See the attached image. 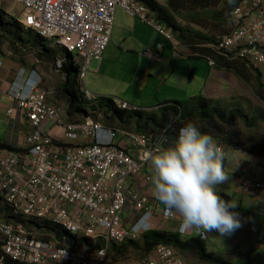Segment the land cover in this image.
I'll use <instances>...</instances> for the list:
<instances>
[{
    "label": "built area",
    "instance_id": "1",
    "mask_svg": "<svg viewBox=\"0 0 264 264\" xmlns=\"http://www.w3.org/2000/svg\"><path fill=\"white\" fill-rule=\"evenodd\" d=\"M16 1L22 8L20 25L70 54L79 79H84L91 60L100 63L118 8L153 29L172 50L181 47L157 13L137 0ZM229 15L231 30L204 47L225 60L264 68V0L237 2ZM163 49L159 44L154 50L146 48L143 55L159 63ZM74 56L78 59L73 60ZM201 57L209 67L215 66L209 56ZM1 65L0 59V69ZM54 66L56 72L64 73L63 59L55 60ZM3 94L12 103L7 114L20 111L30 132L23 148L0 149L1 203L19 219L0 217V264H103L109 261L107 252L112 244L135 241L152 230L158 214L165 220H178L180 236L207 239V233L184 228L180 215L130 187L131 179L148 164V154L169 145L171 125L132 132L90 117L66 120L48 101V92L40 82L28 79ZM81 96L90 103L97 101L85 88ZM112 102L118 110L130 109L126 102L114 98ZM216 143L224 159L226 150ZM255 185L264 188L259 182ZM129 203L136 214L126 226ZM84 238L101 245L87 251L72 249ZM257 239L264 242V229ZM153 249L155 257L142 264H184L181 253L171 246L160 243Z\"/></svg>",
    "mask_w": 264,
    "mask_h": 264
},
{
    "label": "rangeland",
    "instance_id": "2",
    "mask_svg": "<svg viewBox=\"0 0 264 264\" xmlns=\"http://www.w3.org/2000/svg\"><path fill=\"white\" fill-rule=\"evenodd\" d=\"M159 6H166L167 0H153ZM242 0H224L223 2L219 3L216 6L208 7L207 9H198L196 11H179L173 13L174 20L177 22L178 26L180 27L181 31L184 32L187 36H190L194 39H197L198 36H207V38L216 40L221 36L227 34L231 30V18L229 12L232 8L237 4V2H241ZM140 2V1H139ZM142 3V2H140ZM145 4V3H144ZM149 7V6H148ZM150 8V7H149ZM119 9V8H118ZM230 9L229 12H227ZM117 10V9H116ZM150 10L156 12L155 10ZM23 15H22V8L17 3L16 0H0V36L8 39L13 40L17 43V45L24 46L28 49V40L30 39V34H28V30L25 27H22L20 23H22ZM177 34V32H176ZM27 41L26 43L23 40ZM5 40L0 37V48L4 46L3 43ZM110 42V41H109ZM199 40L195 41L192 44V48L180 45L181 48H186L189 54L195 53V55H203L206 56L209 54L210 58L215 62L216 54L210 51L205 44H209V42L202 43L200 45L196 44ZM211 43V42H210ZM109 44V43H108ZM197 46V47H196ZM7 47L12 49V43L8 41ZM197 48V51L192 50L193 48ZM200 47V48H199ZM17 48V47H16ZM199 48V49H198ZM190 49V50H189ZM205 49L209 50L206 51ZM45 51L51 59H53L52 63L61 58L63 59V69L66 75L63 77L59 75H55L47 84L42 83L40 78L33 80L41 84V86L48 92V101L51 102L54 107L56 106L59 110L62 117L66 120H76V119H83L85 117H93V120L99 121L103 124H107L110 126L128 129L132 132H144V131H157L159 129L149 125L148 128H145L143 122L138 123L127 121L128 116H132L129 113L138 112L141 114L142 118H155L154 113L158 112L160 109L158 106L152 108L153 106L159 103V98H157L154 93L148 94L149 91L157 92L155 89L160 83L158 81H152L151 89H147L141 82L136 80L133 84H129L126 80L123 85L127 86V93L125 94V99L116 96L113 94V86L120 85L118 81L110 80L107 81L108 90L107 92H100L95 93L90 91L91 94L97 96V101L95 103H90L84 100L81 96L84 86H82L83 79H79L77 75V68H72L66 59L68 55L63 49H59L58 47L54 46L53 43L47 42L45 44ZM186 51V50H184ZM194 52V53H193ZM198 52V54H197ZM200 53V54H199ZM206 53V54H205ZM71 56V55H70ZM219 57V56H217ZM72 58V56H71ZM221 58V57H220ZM77 56H74L73 60H77ZM202 62L205 63V59ZM237 60H231L229 62H234ZM66 62V63H65ZM207 62V61H206ZM238 68L242 66L243 74L246 76V79L249 81L246 83L242 81L237 75L233 72L228 71L226 69H217L215 73H213L212 77L208 78L206 83L204 84V94L201 95L205 99L206 106H214L225 112L227 114L226 121H220L217 117H212L211 129H213V136L215 139L220 143L227 142L229 149L226 150L227 152H235L232 150L234 148H240L238 150L240 153L256 156L258 160L263 162L264 164V152L261 150L262 144H264V97H258L254 91L255 88V74H254V66L249 64H245L242 61L235 62ZM53 68V65H52ZM259 70L261 74V83L264 85V68H255ZM53 70V69H52ZM61 71V70H60ZM76 72V73H75ZM171 83V80H170ZM122 85V83H121ZM175 90L173 93L176 96H173V99L176 100L175 103H181L188 99L186 92H181L180 83L175 82L173 84ZM166 87L163 86L160 89V96H163L166 93ZM87 90V89H86ZM69 91V92H68ZM73 96H71V95ZM264 95V91L262 92ZM117 99L120 101H125L131 106L129 110H118L115 106L112 105V99ZM162 100H160L161 103ZM111 102V103H110ZM171 106V105H169ZM175 106V105H174ZM134 107V108H133ZM177 107V106H176ZM133 108V110H132ZM121 112H129L126 113L124 117L121 119L118 118ZM99 113V114H98ZM103 113V114H102ZM232 117H229L231 116ZM95 115V116H94ZM100 115V116H99ZM99 116V117H98ZM102 117V118H101ZM96 118V119H95ZM104 118V119H103ZM108 119V120H106ZM208 119V118H207ZM206 119V120H207ZM175 122L174 117L171 119L169 125L170 127V135L167 136V140L169 144H171L172 140L174 139V134L178 129V126L181 123L172 124ZM193 122L197 124H202V121L199 118H195ZM210 122V124H211ZM110 123V124H109ZM235 136V137H234ZM227 156V155H226ZM234 157L233 154H230L228 157V166L227 171L229 174V180L225 184V190L231 195L233 193L234 188V181L235 174L239 173L242 175L240 170H236L237 167L233 162L232 158ZM147 168L149 167L150 172L152 173L150 164L146 165ZM245 174V173H244ZM149 175L144 177V180ZM151 179V176H149ZM242 177V176H241ZM233 178V179H232ZM143 180V181H144ZM151 181V180H150ZM130 183V182H129ZM145 183V181H144ZM142 191L148 199L152 198L150 193L147 191H143L142 189H137V191ZM154 200V199H153ZM130 203L128 204V208L130 207ZM4 206L0 201V211L4 210ZM130 209V208H129ZM131 210V209H130ZM248 211V210H247ZM128 212V209H127ZM10 213V212H9ZM136 212H131L128 214L124 223L130 225L134 220V215ZM14 219H18L14 217ZM124 224V225H125ZM261 225V219L256 218V222L252 227L251 234H248L249 240L245 241L243 236H238L235 238L237 241L236 245H234V249L236 252H240L239 256H236L230 264H264V249H260L257 246L258 244H264L259 242L257 239V230ZM237 229L233 231L236 233ZM232 233V232H231ZM145 234H141L135 241L127 242L121 245H114L113 250L110 253V258H113V261H121L124 264H133V263H140L148 260L150 258L147 257L148 251L144 248L143 245V236ZM208 235V234H207ZM219 232L213 231L210 235H208V239L203 241V244L206 245L208 249H214V251L218 252L214 245L218 239ZM74 238H71V242L74 241ZM249 247V254L251 255L252 261L248 262L246 258L245 250L242 247ZM74 246L82 247L80 250L87 251L88 247L79 246V243H74ZM225 246V245H223ZM222 246V248H223ZM76 249V248H72ZM110 249V247H109ZM108 249V250H109ZM77 250V249H76ZM109 252V251H108ZM219 253V252H218ZM219 255V254H218ZM237 255V254H236ZM242 255V257H240ZM145 259V260H143ZM153 259V258H151ZM143 260V261H142ZM194 259L190 258L189 262L192 263ZM204 264V263H202Z\"/></svg>",
    "mask_w": 264,
    "mask_h": 264
},
{
    "label": "crops",
    "instance_id": "3",
    "mask_svg": "<svg viewBox=\"0 0 264 264\" xmlns=\"http://www.w3.org/2000/svg\"><path fill=\"white\" fill-rule=\"evenodd\" d=\"M28 34H30L28 49L24 46L17 45L13 40H8L0 36L5 40L3 42L5 43L3 44L4 46L0 48V59L2 61L0 69V144H4L13 149L24 147L26 136L30 132V127L20 111H15L11 115L7 114V110L11 107L12 103L8 101L3 92L8 91L12 86L22 83L23 79L31 81L40 78L42 83L47 84L56 74L62 76V79L66 75L64 71L63 74L55 71L54 62L52 63L53 59H51L45 51L46 43L38 38L30 29H28ZM8 41L12 43V49L7 47ZM23 41L25 43L27 42L25 40ZM159 44L164 46L162 54L163 59L161 62L151 61L143 55L146 48L154 50ZM167 45H169L167 41L160 37L153 29L136 18L126 15L123 10L117 9L114 15L110 42L102 54L100 63L91 60L84 74L82 86L89 92L100 93L107 92V81H118L120 85L112 87L114 90L113 94L125 99L127 86L125 84L123 85V83L126 80H128L127 82L129 84L132 82L134 84L136 80H138L148 90L152 88L150 87L151 83L155 80L160 83L155 89L157 92L149 91L148 94L154 93V95L159 98V103L152 108L157 106L162 108L165 105L178 106L179 103L176 104V100L173 99V96H176L173 93V90H175L173 84L175 82L180 83L181 92L187 93V100L203 95L205 91L204 84L208 78L212 77L217 69L209 67L206 61V64H204L202 62L203 60H201L203 58H198L195 54H189L186 48L172 50V48ZM68 64L72 68H75L72 60H70ZM163 86L166 87V93L160 96V89ZM160 100H162L161 103ZM106 126L110 125L106 124ZM168 146H170V144L166 147ZM5 149L6 148H3V150ZM230 154L234 155L232 162L237 166L235 167L237 168L236 170L242 172V175L234 173L235 179L232 178L234 181V191L231 195L225 190V184L227 183L219 185L217 187V192L218 194H226L229 196L230 200L236 202L235 208H239V210L234 212L238 213L237 218L240 221V227L237 228L236 233L232 232L227 235H221L219 233L218 239L213 245L217 248L216 250L219 253L214 251V249H208L204 244L208 252H212L217 259L229 264L240 254V252H236L234 249V245L237 243L235 238L243 236L245 241L249 240L248 234H251L256 218L261 219V225L256 231L257 235L260 230L264 229V188H257L255 185L257 182L264 185V164L258 160L256 156L250 154H243L239 151L233 153L227 152V156L224 158L225 161L223 162L224 170L227 173L229 172L226 168L228 166V157ZM146 175L152 176L147 166L131 179L130 187L142 189L145 192L147 191L154 201H158V204L162 206V203L152 194L151 181L146 182L144 180ZM130 211L131 210L128 208L127 216L130 214ZM178 217L180 218L179 220L182 219L181 216ZM153 224V231L172 234L178 232V220H165L158 214L154 217ZM213 231L207 232V234L210 235ZM201 241L203 242L205 240ZM256 244L258 247L260 245V249H264V244H258V242ZM242 248L245 250L244 253L247 252L246 258L248 262H251L252 258L249 254L251 248L249 245ZM108 251L107 256L109 257L112 251H110V249ZM181 255L184 259V264H190V258L194 259L191 264H208L201 261L194 250L184 251ZM154 257L155 250L152 248L148 251L146 258ZM240 257H242V255ZM103 264L124 263L120 260L113 261V259L109 257V261ZM136 264H142V262Z\"/></svg>",
    "mask_w": 264,
    "mask_h": 264
},
{
    "label": "clouds",
    "instance_id": "4",
    "mask_svg": "<svg viewBox=\"0 0 264 264\" xmlns=\"http://www.w3.org/2000/svg\"><path fill=\"white\" fill-rule=\"evenodd\" d=\"M223 156L214 138L191 122L178 129L170 146L148 154L152 194L182 217L184 228L227 235L240 227L238 213L230 211L236 202L217 192L229 180Z\"/></svg>",
    "mask_w": 264,
    "mask_h": 264
},
{
    "label": "trees",
    "instance_id": "5",
    "mask_svg": "<svg viewBox=\"0 0 264 264\" xmlns=\"http://www.w3.org/2000/svg\"><path fill=\"white\" fill-rule=\"evenodd\" d=\"M142 3H145L147 6H149L151 9L155 10L157 13V18L161 21V23L170 29L176 37L182 42L184 46L192 48V44L197 40H199L198 44L206 43V42H214L215 40L207 38V36H198L197 39H194L190 36H187L184 32L181 31L180 27L178 26L177 22L174 20L173 13L179 12V11H196L198 9H207L208 7H213L218 5L219 3L223 2L224 0H167L166 6L161 7L153 0H137ZM236 5V4H235ZM230 9L227 11L229 12ZM177 32V34H176ZM199 49V48H198ZM192 50L197 51V48H193ZM206 51H209L205 49ZM199 55L198 58H202ZM68 62L72 60L71 56H67ZM235 62H229L228 60H225L223 58L217 57L215 59V69H226L228 71L233 72L235 75H237L242 81L248 82L249 80L246 79V76L243 74V68L240 66V68L237 67ZM245 63V62H243ZM246 64V63H245ZM76 70V66H75ZM254 74H255V88L254 91L258 97H264L262 92L264 91V85L261 83V74L259 70L254 68ZM69 92V91H68ZM71 95V94H70ZM73 96V95H71ZM177 104V103H176ZM207 103H205V99L200 95L195 98H191L184 102V104L179 103L178 106L174 105H165L162 108L158 109V112L154 116L155 118H142L141 114L138 112L135 113H129V112H121L118 118H122L125 116L126 113L132 114V116H128L129 119L127 121H133L138 123L143 122V125L145 128H148L149 125H152L153 127L157 129H165L169 126V123L171 119L174 117L175 122L172 124L181 123L179 127H182L183 125L187 124L188 122L193 123L196 125L201 132L207 133L211 135L214 139L215 136H213V129H211V125H213L212 117H217L220 121H226L225 119L228 117L225 112H222L221 110H218V108L214 106H206ZM126 117V116H125ZM232 117V114L231 116ZM195 118H199L202 121V124H197L193 122ZM208 118V119H207ZM207 119V120H206ZM211 122V124H210ZM143 132V131H142ZM147 132V131H144ZM235 137V136H234ZM219 142V141H218ZM222 145L224 146L225 150L229 149V146L227 142L221 141ZM6 148L8 150H13V148L5 146L4 144H0V149ZM232 150L238 151L240 148H234ZM261 150L264 152V144L261 146ZM225 159L223 160V162ZM224 200L230 201L229 196L226 194H219ZM1 201V198H0ZM5 209L0 211V217L3 218L6 221H16L19 222V219H14V216L12 215L11 211H9L6 207ZM239 208H233L230 209V211H238ZM10 212V213H9ZM146 233V234H145ZM143 236V245L144 248L147 251H150L152 248H154L157 244H165L168 246H171L175 248L179 253H182L184 251L188 250H194L198 258L206 262L208 264H229L226 263L220 259H217L212 252H208L201 241L199 237L195 236H180L178 233L172 234L167 232H157L150 230L148 232H145ZM77 243H79V246H86L89 247V249L92 248H98L101 244L95 242L92 243V240L89 238L80 239ZM114 245L112 244L110 246V250H113ZM76 249H81L82 247L74 246ZM6 264H12L10 262H6Z\"/></svg>",
    "mask_w": 264,
    "mask_h": 264
},
{
    "label": "bare ground",
    "instance_id": "6",
    "mask_svg": "<svg viewBox=\"0 0 264 264\" xmlns=\"http://www.w3.org/2000/svg\"><path fill=\"white\" fill-rule=\"evenodd\" d=\"M232 22V21H231ZM154 31V30H153ZM161 37V36H160ZM182 45V44H181ZM200 45V44H199ZM206 45V44H205ZM167 46H169V45H167ZM197 47V46H196ZM204 47V46H203ZM170 48V47H169ZM188 48V47H187ZM200 48V47H199ZM171 49V48H170ZM190 50V49H189ZM192 52V51H191ZM191 52H189V53H191ZM194 53V52H193ZM195 54V53H194ZM197 54H198V52H197ZM200 54V53H199ZM206 54V53H205ZM206 56H209V54H207ZM210 57V56H209ZM76 73V72H75ZM262 74V73H261ZM38 82V81H37ZM88 102V101H87ZM111 103V102H110ZM131 109V108H130ZM132 110H133V108H132ZM99 114V113H98ZM103 114V113H102ZM95 116V115H94ZM100 116V115H99ZM98 116V117H99ZM102 118V117H101ZM92 119H93V117H92ZM96 119V118H95ZM104 119V118H103ZM106 120H108V119H106ZM102 122V121H101ZM109 122V121H108ZM108 122H107V124H108ZM110 124V123H109ZM146 234V233H145ZM141 236V235H140ZM142 237V236H141ZM121 245V244H120ZM125 245V244H124ZM122 246V245H121ZM108 254V253H107ZM109 258V257H108ZM113 259V258H112ZM109 263V262H108Z\"/></svg>",
    "mask_w": 264,
    "mask_h": 264
}]
</instances>
